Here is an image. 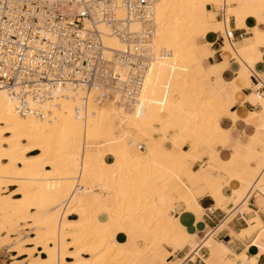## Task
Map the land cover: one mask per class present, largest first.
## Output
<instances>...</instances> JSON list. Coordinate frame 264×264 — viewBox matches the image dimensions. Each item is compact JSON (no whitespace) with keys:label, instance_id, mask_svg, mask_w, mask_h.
Listing matches in <instances>:
<instances>
[{"label":"bare ground","instance_id":"6f19581e","mask_svg":"<svg viewBox=\"0 0 264 264\" xmlns=\"http://www.w3.org/2000/svg\"><path fill=\"white\" fill-rule=\"evenodd\" d=\"M221 3L224 18L217 21L205 6ZM228 17L251 36L240 43L224 36L230 33ZM153 21V58L130 109L118 106L115 93L97 97L79 90L28 102L18 112L15 98L0 90V248L7 249L10 264H166L186 246L187 257L204 248L220 257L219 264H237L238 257L214 241L215 230L194 240L171 213L182 204L199 220L203 210L192 197L199 186L222 200L227 184L236 185L227 215L248 213L250 192L262 190L264 166L250 178L260 167L251 164L264 160V123L254 124L250 142L225 159L213 145L225 135L222 120L237 118L228 108L244 100L239 88L249 86L259 48L264 49V0H155ZM96 29L107 48L123 50L107 26L99 22ZM218 33L222 51L241 69L211 95L202 61L212 56L209 45ZM195 34L204 36L203 46L192 40ZM171 93L179 96L175 102ZM155 132L160 136L153 137ZM175 137L189 149L179 147ZM137 140L141 151L134 150ZM202 158L200 170L191 169ZM247 223L245 232H258L254 244L264 238L258 218Z\"/></svg>","mask_w":264,"mask_h":264},{"label":"built area","instance_id":"2783aa9c","mask_svg":"<svg viewBox=\"0 0 264 264\" xmlns=\"http://www.w3.org/2000/svg\"><path fill=\"white\" fill-rule=\"evenodd\" d=\"M154 3L0 0V90L15 98L18 112L25 111L28 102H47L54 95L79 90L92 91L97 97H103L104 91L115 93L121 109L132 108L153 58ZM224 8L222 3L213 8L219 21ZM99 22L122 43L121 52L102 43L96 29ZM229 32L224 36L232 38ZM263 87L259 88L264 91ZM202 251L206 250L197 249V254L185 256L179 264L202 262ZM7 255L0 250V260H9Z\"/></svg>","mask_w":264,"mask_h":264},{"label":"crops","instance_id":"0c3cea01","mask_svg":"<svg viewBox=\"0 0 264 264\" xmlns=\"http://www.w3.org/2000/svg\"><path fill=\"white\" fill-rule=\"evenodd\" d=\"M207 9L210 12L213 11V7L211 6ZM255 27L258 30H261L263 25L258 22L255 23ZM228 28L231 31L232 40L235 42L240 43L243 39L251 36L250 32H247L245 29L235 28L233 17H228ZM220 38V33L215 35L214 40L209 45V49L212 51V56L204 58L202 61V67L206 69L207 77L210 82L208 92L211 95H215L220 88L225 86L226 83L232 82L241 69L239 62L236 61L234 56L222 51L224 41L221 43ZM259 54L260 60L254 64L252 73L258 78L256 79L253 75H249V86H241L239 88V92L244 96V100L237 101L228 108L229 112L235 114L237 118L233 121L222 120L221 122V128L225 131V135L217 139L216 143L219 146L216 145L213 149L219 150L224 159L227 158L229 152L235 151L238 147L250 142V138L255 129L254 124L259 122L264 123V91L259 88L262 85L264 86L263 48H259ZM181 145L184 146V143L181 142ZM221 146H224L225 150L220 148ZM106 160L108 161L109 158L107 157ZM262 162H264V160L259 159L256 163H252L251 166H260ZM198 164L199 162H194L191 169L196 170L195 168ZM262 178L264 181V175ZM229 188L225 189L224 192L227 196L222 200H216L211 197L204 188H201V186L197 187L192 192L193 199L203 210L200 218H197L199 219L197 221L192 213L186 212L182 209V204H177L176 211L171 213V215L173 218L177 219L178 223L184 228L187 234L196 235L198 239L204 236L207 230H215V233L213 234L214 241L217 240L218 243L224 244L228 250L237 256L238 260H235L237 264H240L241 262H243V264H264V238H258L254 244L253 241L256 239L258 232H245L248 228V220L258 218L264 226V195L261 192L264 190V182L261 185L262 190L260 189V192H257L255 189L256 191L254 193L250 192L246 199V206L250 211L248 213L237 212L232 217L223 211L224 209L228 210L226 207L229 204H232L234 207L236 202V197L232 192L229 193ZM219 201L224 205L223 208L218 206ZM193 222L195 223L193 224ZM220 225L222 228L216 232V229ZM210 246L213 248L214 243L210 244ZM184 248L174 257H167L165 259L166 264L176 263L184 258L187 254L185 251L186 249ZM207 251H202L203 259L206 258V264H211L210 260H212L213 255L210 250L207 249ZM213 260L215 259L213 258ZM155 264L161 263L155 262ZM185 264L205 263L202 260V262L199 263ZM214 264L217 263L214 262Z\"/></svg>","mask_w":264,"mask_h":264},{"label":"rangeland","instance_id":"374dc122","mask_svg":"<svg viewBox=\"0 0 264 264\" xmlns=\"http://www.w3.org/2000/svg\"><path fill=\"white\" fill-rule=\"evenodd\" d=\"M216 4H208V5H206L205 6V8H209V6H211V7H213V8H217V6H219L220 4H218V5H216ZM213 13V12H212ZM215 20H217V21H219L216 17H215ZM229 30V29H228ZM230 31V30H229ZM220 35H222L223 36V34L222 33H220ZM192 40L193 41H195V43L196 44H198V46L201 44V46H203L204 44H205V38H204V36H203V38H202V36L201 35H198V34H195V36H192ZM169 93V92H168ZM169 96V99L172 101V102H175L178 98H179V96L178 95H176V94H169L168 95ZM155 127H159L158 125H155ZM155 134V135H154ZM166 134H168V135H172V134H174V132H168V133H166ZM192 135V134H191ZM152 136L153 137H159L160 136V134L158 133V132H155V133H152ZM174 140L175 141H177V145L179 144V147H181V148H183V150L185 149L186 151L189 149V146L186 144V145H181V142H183V140L182 139H179L178 137H175L174 138ZM142 142L140 141V140H137V141H135V146H137V145H140ZM216 145H218L217 143L216 144H214L213 145V147L214 146H216ZM219 146V145H218ZM255 148H256V150H258V151H260L261 150V146L260 145H256L255 146ZM134 150H136V151H138L136 148L134 149ZM175 150H178V148H176ZM141 151V150H140ZM206 158H202V160H201V162H199V164H198V166L195 168L196 170H200V167H201V165L205 162L206 163V160H205ZM193 161L191 162V167H192V165H193ZM202 163V164H201ZM200 166V167H199ZM252 166H254V165H252ZM264 166V162H262V164L260 165V167H258V168H256V170L252 173V176H251V178H250V182L256 177V175L259 173V171L262 169V167ZM231 173H233V171L231 172ZM263 184V183H262ZM262 184H260L259 185V187H261V185ZM228 186H227V188H229V193L230 192H235L236 191V185H234V183L232 184V183H228L227 184ZM200 187V186H199ZM13 189V188H12ZM239 191H241L243 194L246 192V188L245 187H240L239 188ZM228 210H226V209H224L223 211H225V213H227V211H230V210H232V208H233V206H232V204H229L227 207H226ZM242 209H245V206H242ZM238 212V211H237ZM237 212H234L233 213V215L235 214V213H237ZM247 213V212H246ZM233 215H231V217L233 216ZM230 217V218H231ZM193 237H194V240L196 239H198V237L196 236V235H193ZM203 237V236H202ZM201 237V238H202ZM184 249H186L185 251H186V253L189 251V246H186ZM0 250H5V252L7 253V249L6 248H0ZM8 255V257H10V254L9 253H7ZM213 258L215 259V260H213ZM213 258H212V260H210V263L211 264H214V262H217V264H219V260H220V257L219 256H213ZM142 260H141V263L143 262V261H145L146 259H145V257L144 258H141ZM144 259V260H143ZM12 262V260L9 258V260L7 259L5 262L4 261H2V260H0V264H10ZM24 264H26V262L24 263ZM172 264H179V262H176V263H172Z\"/></svg>","mask_w":264,"mask_h":264}]
</instances>
